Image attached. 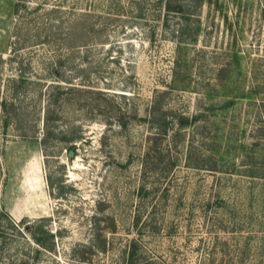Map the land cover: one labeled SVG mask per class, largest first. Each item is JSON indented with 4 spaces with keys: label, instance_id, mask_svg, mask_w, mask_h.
<instances>
[{
    "label": "rangeland",
    "instance_id": "1",
    "mask_svg": "<svg viewBox=\"0 0 264 264\" xmlns=\"http://www.w3.org/2000/svg\"><path fill=\"white\" fill-rule=\"evenodd\" d=\"M131 242L264 264V0H0V264Z\"/></svg>",
    "mask_w": 264,
    "mask_h": 264
},
{
    "label": "trees",
    "instance_id": "2",
    "mask_svg": "<svg viewBox=\"0 0 264 264\" xmlns=\"http://www.w3.org/2000/svg\"><path fill=\"white\" fill-rule=\"evenodd\" d=\"M24 80H25V77H23V76H20V85L18 86V87H16V89H14V92H15V96H16V98H19V94H18V91H20V92H23V91H25L26 89H27V85H25L24 84ZM5 102V101H4ZM3 102V103H4ZM3 103H2V106H3ZM3 108L7 111V113H8V116L6 117V119H5V124H7L8 122H10V121H12V120H15L16 122H17V120L16 119H12L13 118V115H15L16 114V111H17V109L15 108V106H14V104H13V101H10L9 103H8V106L4 103V106H3ZM156 119V117H155V115H154V113H153V115L150 117V121L152 122V124H153V126L155 127V130H159V129H161L162 131H164V132H166V128H165V126H163L162 127V125H157V123H154L155 120ZM22 121V120H21ZM21 121H20V126H22V128H23V126L24 125H22L21 124ZM157 122V121H156ZM49 128L47 127V129H45L46 130V133H47V135L49 134V131H47ZM27 132L25 131V129H22V131H21V134H22V136L23 137H27V134H26ZM158 132H153V134H157ZM46 134H43V136H42V138H41V141H44V140H46L47 139V136ZM27 229H29V227H27ZM34 236V239L38 242V244L39 245H42V246H44L43 244H45L43 241H41V239H39L38 237H35V235H33ZM49 236L50 237H53V235L52 234H49ZM129 247H131V249H130V253H128V257H126V259H125V261L123 262V264H135V262H134V259H135V252H136V244L135 243H133V242H131V244H130V246Z\"/></svg>",
    "mask_w": 264,
    "mask_h": 264
},
{
    "label": "water",
    "instance_id": "3",
    "mask_svg": "<svg viewBox=\"0 0 264 264\" xmlns=\"http://www.w3.org/2000/svg\"><path fill=\"white\" fill-rule=\"evenodd\" d=\"M71 154H72V152L70 151V152H69V155H71Z\"/></svg>",
    "mask_w": 264,
    "mask_h": 264
}]
</instances>
